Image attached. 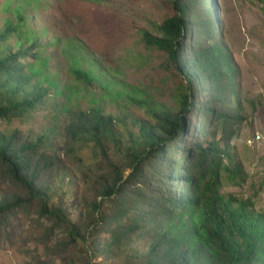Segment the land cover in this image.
Here are the masks:
<instances>
[{"label":"rangeland","instance_id":"rangeland-1","mask_svg":"<svg viewBox=\"0 0 264 264\" xmlns=\"http://www.w3.org/2000/svg\"><path fill=\"white\" fill-rule=\"evenodd\" d=\"M172 3L173 0H0V34L9 31L0 40V59L28 50L27 56L17 62L25 64L23 69H16L14 74L0 73V89L19 84L20 98L33 96L38 89L46 90L41 101L22 116L0 120V132H16L18 138L36 142L56 160L47 175L54 193L49 205L62 208L72 222L91 216L82 200V176L77 166L93 169L105 163V154L120 152L113 138L120 142L123 152L135 143L140 147L143 127H157L156 116L161 113L181 111L182 97L187 93L184 76L167 52L147 46L142 38L143 32L161 37L159 26L174 15ZM193 3L198 16L207 18L210 11L215 34H203L195 24L194 29L200 32L191 28L188 35H195L200 44L205 42L209 48H222L229 57L226 68L238 70L241 97L236 107L243 122L231 136L217 130L207 136L198 134L189 141L203 147L220 143L224 153L218 169L220 194L247 203L249 210L264 212V0H193L191 6ZM76 68L86 70L93 83L77 78ZM199 98L200 104L208 103L205 93L198 102ZM93 109L113 119L112 133L101 147L84 137L69 151L63 136L65 126L73 114H88ZM257 134L261 136L257 138ZM226 167L239 168L237 184L228 180ZM129 173L130 170L126 175ZM16 192L0 179V201ZM150 211L144 223L128 222L135 224L134 233L117 246L106 244L110 235L100 233L101 254L90 257L89 263L88 243L80 240L77 248L54 253L51 246L58 241L54 235L48 251L37 239L43 229L26 214L18 213L5 231H0V264H143L145 258L134 261L132 256L135 251L144 254L153 240L154 228L168 220L161 212ZM138 215L146 213L139 208ZM181 215L188 218L187 213ZM178 221L184 220L178 217L170 225ZM112 247L117 249L116 256L107 253Z\"/></svg>","mask_w":264,"mask_h":264},{"label":"trees","instance_id":"trees-1","mask_svg":"<svg viewBox=\"0 0 264 264\" xmlns=\"http://www.w3.org/2000/svg\"><path fill=\"white\" fill-rule=\"evenodd\" d=\"M192 1L173 0L174 15L159 26L161 37L142 33L146 45L167 52L176 70L184 76L187 93L182 97L181 111L161 113L156 116L157 127H143L140 147L135 143L127 147L128 152H123L120 142L113 138L120 152L105 154V163L93 169L77 166L82 176V200L91 214L84 221L72 222L62 208L49 205L54 193L48 186L47 175L56 160L36 142L18 138L16 132L10 135L0 132V179L17 190L10 198L0 201V231L4 232L18 213H24L43 229L37 239L48 251L54 235L58 236L57 243L51 246L54 253L68 247L77 248L81 240L88 243L86 261L89 263L90 257L101 254L100 233L110 235L106 244L117 246L134 233L135 224L147 221L146 216L154 209L168 220L154 228L148 250L144 254L135 251L134 261L140 258L146 259L143 264H258L264 261V212L249 210L247 203L235 197L226 199L220 194L218 169L224 156L220 143L203 147L189 141L198 134L207 136L217 130L226 137L231 136L234 128L243 122L236 107L241 97L238 70L226 68L229 57L222 48H209L205 42L200 44L195 35H188L191 28L193 32H200L194 29L195 24L203 34H215L210 11H207L210 21L198 16ZM8 33V30L1 33L0 40ZM27 52L22 49L0 59V73L14 74L16 69H23L25 64L17 62ZM74 73L84 82L93 83L86 70L76 68ZM20 89L19 84L0 89V120L22 116L46 93L42 88L33 96L20 98ZM201 93L209 96L207 104H200V98L198 102ZM112 122L113 119L103 116L98 109L88 114H73L64 128L66 147L73 151L74 143L84 137L101 147L112 133ZM181 149L184 151L180 152ZM74 160L79 162V158ZM225 169L228 180L237 184L239 168ZM139 208L146 215L136 217ZM182 213H187L188 218ZM178 217L184 221L170 225ZM130 220L135 224H129ZM113 248L107 253L116 256L117 249Z\"/></svg>","mask_w":264,"mask_h":264},{"label":"built area","instance_id":"built-area-1","mask_svg":"<svg viewBox=\"0 0 264 264\" xmlns=\"http://www.w3.org/2000/svg\"><path fill=\"white\" fill-rule=\"evenodd\" d=\"M260 136H261L260 134H257V136H256V137H257V138H259Z\"/></svg>","mask_w":264,"mask_h":264}]
</instances>
